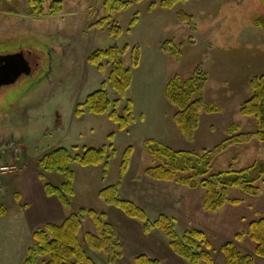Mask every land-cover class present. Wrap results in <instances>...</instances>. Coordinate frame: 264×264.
Returning <instances> with one entry per match:
<instances>
[{
    "label": "rangeland",
    "instance_id": "rangeland-1",
    "mask_svg": "<svg viewBox=\"0 0 264 264\" xmlns=\"http://www.w3.org/2000/svg\"><path fill=\"white\" fill-rule=\"evenodd\" d=\"M54 1L57 0L45 4L42 17H35L30 0H0V58L24 54L32 63L29 74L0 87V144L15 140L28 147L29 154L24 148L18 159L25 171L32 170L38 177L39 159L53 150L74 149L81 154L85 148L112 147L106 175L104 166L73 164L75 196L71 208H62L65 218L82 209L106 214L104 224L110 226L112 240L107 252L97 253L101 263L121 254L116 264H135V258L144 254L162 264H190L173 253L163 232L155 229L145 234L142 223L99 197L100 191L115 186L120 198L141 206L151 223L166 215L174 220L179 236L191 229L203 232L211 244L214 264H223L220 250L229 242H234L242 254L252 256L256 264H264V259L255 257V244L249 237L250 223L264 218L262 182L258 183V197L230 189L229 199L241 203L227 204L209 214L202 207L201 188L190 190L157 182L145 174L159 164L147 153V140L173 151L203 155L228 138L232 125L238 127V134L257 132L256 119L241 116L240 109L252 96V79L264 75V29L257 25L264 21V0H191L173 10L164 9L163 0H121L131 6L103 24L100 22L106 16V0H58L63 10L52 15L50 5ZM134 18L137 21L132 25ZM116 27L122 30L119 38L111 34ZM114 46L126 48L122 61L134 74L124 98L109 84L106 88L112 104L120 99V116L128 101L133 103L135 122L127 131H120L109 114H91L84 107L80 116L76 113L89 95L107 83L110 74L106 61L102 73L89 63V58ZM167 46L178 48L181 57L171 56ZM135 48L140 53L138 69L132 65ZM196 71L206 76L201 94L205 104L218 107L219 113L202 112L194 138L187 140L175 124L177 108L167 101L166 87L175 76L185 82ZM129 147L133 155L129 171L122 178L121 163ZM262 161L264 143L253 139L217 156L210 175L242 171ZM54 176L47 180L55 185L61 183L62 178ZM3 179L6 178H1L0 188L13 186L12 179ZM13 199L11 195L3 203L9 213L18 208ZM87 233L96 234L89 215L83 218L79 234L86 250ZM238 235H242L239 240ZM117 241L121 250L115 246Z\"/></svg>",
    "mask_w": 264,
    "mask_h": 264
},
{
    "label": "trees",
    "instance_id": "trees-1",
    "mask_svg": "<svg viewBox=\"0 0 264 264\" xmlns=\"http://www.w3.org/2000/svg\"><path fill=\"white\" fill-rule=\"evenodd\" d=\"M49 0H30V8L35 17H42L45 4ZM144 0H136L142 2ZM191 0H163L162 7L166 10H173L179 5H185ZM131 4L121 0H106L104 3L105 18L100 24L109 23L112 15L127 10ZM63 10L62 1H54L50 5L52 15H58ZM137 18H134L132 25H135ZM257 25L264 29V21L260 20ZM111 34L116 38L122 35V30L118 27L111 30ZM171 56L180 58L181 52L178 48H168ZM125 49L117 46L106 51H98L89 58V63L100 72H105L103 62L106 61L110 67V74L107 83L104 82L99 91L89 95L84 105H79L77 115L80 116L81 108L84 107L89 113L95 115L109 114V119L119 126L120 131H127L135 122L133 103L128 101L123 111V116L117 112L120 107V99L112 104L106 91L107 84L121 98L132 85L133 75L130 69L125 68L122 57ZM133 68L139 67L140 53L137 48L133 51ZM11 63L6 57L0 58V67ZM206 84V76L201 71H196L194 76L183 82L179 76H175L166 87V99L170 105L177 108L174 121L183 137L192 140L199 127L200 114L219 113L216 106L205 104L201 95ZM252 96L240 109L241 116L245 118H255L257 122V132L255 134H238L237 126H230L228 138L212 152L203 155L193 152L173 151L172 149L152 140L145 142V149L149 156L158 161L155 167L146 170V176L157 182L175 184L180 187L196 190L201 188L204 191L203 210L209 214H215L222 210L227 204L239 205V200L229 199V190L239 189L244 194L251 197H258L260 187L258 183L264 185V161L248 167L242 171H227L212 174L211 166L214 159L235 145L250 143L253 139L259 143H264V75L255 77L250 82ZM114 109L111 111V107ZM110 140L113 136L109 137ZM109 148L112 149L110 146ZM108 147L101 149H84L81 154H76L74 149L67 150L59 148L43 155L39 161L40 179L43 183L47 197H55L59 200L63 208H71L72 199L75 196L74 182L75 174L72 171L74 163L83 167L104 166L105 175L108 170L107 157ZM133 148L129 147L121 163L120 174L124 178L130 167ZM55 175L61 177V183L55 185L47 180L48 176ZM54 176V177H55ZM99 197L108 206L121 210L129 218L143 224L145 234H150L157 229L163 232L169 239L170 249L179 258L190 264H214V259L210 253L211 244L206 235L196 229L187 230L182 236L176 232L174 220L166 215H161L156 222L151 223L146 211L131 200L120 198L118 187L111 186L99 192ZM6 209L0 207V215L4 216ZM89 215L96 225V234L87 233L85 242L86 250L79 238L83 226V218ZM107 219L106 214H98L95 211L80 210L72 213L61 224L49 223L42 228H38L32 236L33 246L28 251L24 264H116L120 255L112 256L105 263L99 262V253L107 252V246L112 240L110 237V226L104 224ZM238 235L237 239H241ZM249 237L255 244V257L264 259V218L253 221L249 225ZM115 246L121 250V245L117 241ZM224 257L223 264H256L250 255H244L234 242H229L221 248ZM94 255H93V254ZM98 253V254H97ZM96 254V255H95ZM97 256V257H96ZM135 264H162L158 259L148 255H139L135 258Z\"/></svg>",
    "mask_w": 264,
    "mask_h": 264
},
{
    "label": "crops",
    "instance_id": "crops-1",
    "mask_svg": "<svg viewBox=\"0 0 264 264\" xmlns=\"http://www.w3.org/2000/svg\"><path fill=\"white\" fill-rule=\"evenodd\" d=\"M24 148L29 154V148ZM4 178L5 181L12 179L13 186L0 188V207L5 208L3 203L9 201L12 195L18 208L14 213L6 210L4 216L0 215V264H24L27 251L33 245V233L38 228L49 223H61L66 218L59 200L46 196L38 173L29 170Z\"/></svg>",
    "mask_w": 264,
    "mask_h": 264
},
{
    "label": "built area",
    "instance_id": "built-area-1",
    "mask_svg": "<svg viewBox=\"0 0 264 264\" xmlns=\"http://www.w3.org/2000/svg\"><path fill=\"white\" fill-rule=\"evenodd\" d=\"M23 149L24 147L15 140L0 144V179L25 171L23 162L18 159L23 154Z\"/></svg>",
    "mask_w": 264,
    "mask_h": 264
},
{
    "label": "water",
    "instance_id": "water-1",
    "mask_svg": "<svg viewBox=\"0 0 264 264\" xmlns=\"http://www.w3.org/2000/svg\"><path fill=\"white\" fill-rule=\"evenodd\" d=\"M6 59L10 60L11 63H9L8 65L0 68V73L4 74V78H1L0 81V87L3 86L4 84H13L15 83L23 74H29L32 71V63L30 60H28L24 54H19V55H15V56H9L6 57ZM8 68L5 69L3 72L2 69L4 68ZM12 71V75L8 74L10 73V70ZM10 76H8V75Z\"/></svg>",
    "mask_w": 264,
    "mask_h": 264
},
{
    "label": "flooded vegetation",
    "instance_id": "flooded-vegetation-1",
    "mask_svg": "<svg viewBox=\"0 0 264 264\" xmlns=\"http://www.w3.org/2000/svg\"><path fill=\"white\" fill-rule=\"evenodd\" d=\"M3 67H4V66H3ZM6 67H7V66H6ZM6 67H5L4 69H2L1 72H3L5 69H8V68H6ZM0 68H2V67H0ZM12 71H13V70L11 69V70H10V73H8V74L12 75ZM8 74H7V75H8ZM10 75H8V76H10ZM0 77H1V78H4L5 76H4V74L0 73ZM1 78H0V81H1Z\"/></svg>",
    "mask_w": 264,
    "mask_h": 264
}]
</instances>
